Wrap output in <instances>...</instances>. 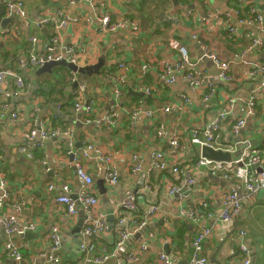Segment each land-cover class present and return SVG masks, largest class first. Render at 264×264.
<instances>
[{"label":"crops","instance_id":"crops-1","mask_svg":"<svg viewBox=\"0 0 264 264\" xmlns=\"http://www.w3.org/2000/svg\"><path fill=\"white\" fill-rule=\"evenodd\" d=\"M71 2L72 0H26L28 21L22 22L18 19L16 23L10 24L9 26H13L14 35H11L6 45L2 44L4 53L7 52L6 59L10 55L21 57L25 54L23 60L27 61V67H13V72L20 76L24 85L20 87L13 83V88L20 89L21 93L11 98V105L6 114L4 116L0 114V166L7 180L5 188L0 190V196L7 194L11 197L15 196L8 202L9 206L16 202L18 195L22 196L24 203L20 205V209L9 207L7 209L9 212L2 210L0 217L4 219L8 215H14L19 226L29 221L37 222V231L33 232L37 236L27 238L25 234L23 236L13 234L14 236L11 237L18 243L27 244L21 249L24 255L21 262L7 255L6 240L1 236L0 264H57L47 256H38L40 250L46 254L54 253L50 234L55 224H58L62 230V244L64 242L66 244L65 250L62 245L58 251L64 260L63 264H82L76 236L79 232L82 237L83 225L80 231H73L78 228L83 217V208L78 204V215L69 216L65 207L56 202L55 194L47 191V185L55 181L58 175L69 179L74 191L78 190L75 170L70 164L72 157L64 153L67 150L64 139L42 140L40 136L31 139L27 135L33 125L29 114L35 106L39 107V111L35 114L38 121L44 120L47 124L53 123L54 126L58 124L61 128L75 129L78 151L82 149L78 143L82 144L88 138L103 144L104 150L117 153L116 160L121 180L116 185L115 191L109 193L105 182L106 190L103 192L98 185L102 177L95 178V189L100 198L98 207L108 216L111 234L96 235L94 243L99 253L107 246L111 258H117L122 251L121 258L117 262L120 264L123 261V254L128 250L136 249L141 238L146 234L143 231L130 237L122 248L117 249L114 245L116 231L121 228L117 211L121 210L125 186L129 183L127 166L129 154L134 150H142L149 156L151 149L168 150L169 138L174 132H180L181 138H185L191 130L203 129L205 125L221 116L220 107L227 102L228 96L246 99L260 85L259 80H264V76L251 74L249 67L253 63H264V49H255L242 57V53L251 43V34L264 40V21L262 25L249 22L252 19L251 8H260L264 0H178L177 5L174 0H109L112 20L129 18L137 21L141 25L138 34H134L130 28L102 33L99 30L100 22L97 17L101 16L103 10L92 7L86 2L77 4ZM56 8L70 13L71 16L82 17L79 22L70 23L60 31L63 44L76 46L79 65L92 66L104 60L101 75L86 74L84 77H79L83 74L78 75L89 85L83 101L85 105H92L95 108L90 114L91 118H101L114 104L107 71H113L124 60L131 63L132 69L128 75L129 87L122 95V103L126 108L124 107L121 112L115 130L99 131L93 125L84 123L89 115H86L85 111L76 113L74 103L76 85L72 82V78L71 80L66 78L62 84L55 79L49 84L45 80L36 81L33 78L54 72L53 68L52 72L38 75L37 71L42 66H32L28 61L26 50L30 47V39L35 36L39 39L40 53L45 52L56 29L51 24L37 28L34 21L50 15ZM187 10H193L195 15L187 19L181 18L176 23L166 20L171 15L181 14ZM175 39L188 46L194 60L199 58V51H208L217 54L222 60L231 62L228 81L214 76L205 61L199 64L200 71L206 70L213 77L218 88L217 97L204 101L197 89L181 80L175 85L162 86L159 73L167 67L176 69L181 60L180 52L171 46ZM191 39H195L199 47H196ZM141 84L154 88L152 97L138 90ZM257 93L256 120H249L248 126L243 128L241 135L249 137L254 147L264 150V89L258 90ZM179 94H185L190 99V104L185 108L174 107L171 113L162 112L151 124L145 122L144 115L136 122L130 120L129 111L137 107H142L146 111L148 108L171 106L180 101ZM64 103H69L66 108L69 114L65 109L63 110ZM13 112H18L19 116L13 118ZM78 117L82 121L80 123L84 125L83 128L76 123ZM232 123L233 120L225 124L220 132L221 146L231 145L237 141V138L231 135ZM88 126H93V131ZM163 128L166 134L160 139L158 131ZM35 148L38 158L47 155L46 165L28 156L29 151ZM239 149L235 153L240 152ZM198 152L199 148L194 146L181 152L180 155L172 156L174 158L168 163L166 171L152 172V185L155 188L153 194L138 192L139 208L135 213L141 214L151 205H157L159 209L147 226V229L154 231L157 237L149 249L140 254L139 264H159L158 255L166 253L164 248L167 244L171 250L170 255L174 256L173 259L177 264H185L192 256L190 243L196 226L186 218L178 217V202L175 196L168 192L167 183L183 184L182 181L177 180L180 173L172 172L173 166L188 164L196 168L195 184L185 186L183 190L185 195L183 203L187 206L202 200L209 204L210 210L219 212L221 194L230 191L232 184L238 182L236 177L234 182L222 176L209 178L210 174L205 168L196 164ZM235 153H233L234 157L237 156ZM64 164L66 167H63ZM145 167H149L148 162ZM261 191H263L261 196L259 191L242 199L240 214L233 223L224 224L214 219L206 221L208 226L213 227V236L205 243V255L209 259V264H237L239 258L233 256L231 251L237 245L240 229L247 232L246 241L250 246L253 264H264V202H261V199L264 200V190ZM128 216L129 214L125 213V217ZM130 221V218H127V224ZM235 226H237L236 230ZM181 228L183 237L178 236Z\"/></svg>","mask_w":264,"mask_h":264},{"label":"built area","instance_id":"built-area-1","mask_svg":"<svg viewBox=\"0 0 264 264\" xmlns=\"http://www.w3.org/2000/svg\"><path fill=\"white\" fill-rule=\"evenodd\" d=\"M5 7L4 17H15L22 22L28 21V11L26 7V0H2ZM88 3L92 7L101 8L103 13L97 17L100 22L99 30L102 33L116 32L121 28H130L134 34L141 31V25L129 18H122L121 20L113 21L111 13L109 12V0H72L71 3ZM250 13L252 19L249 22H256L262 25L264 21V3L260 8H251ZM195 13L193 10L184 11L181 14H174L166 18L170 23L179 22L181 18L187 19L193 17ZM82 17L71 16L70 13L62 10L55 9L50 15L45 16L41 20H35L34 24L37 28H43L47 24L54 26V34L51 37L50 44L46 46L45 52L40 53L38 48L39 39L33 36L30 41V47L26 50L28 61L32 66H44L48 62H59L65 60L67 63L79 65V58L76 53V46L66 45L62 43V36L60 31L63 30L70 23H77ZM234 30V29H231ZM13 33V26L3 29L0 26V114L4 116L11 105V98L18 96L20 89H14L13 83L20 87L22 79L13 72V67L20 68L27 67V61L23 60V56L13 57L10 55L5 58L3 45L7 44V40L11 39ZM172 48L178 50L181 54V60L178 62V67L172 69L167 67L159 73L160 82L162 86L166 84L175 85L179 80L188 83L192 88L197 89L204 101H210L217 97L218 88L213 81L211 74L204 70L198 69L199 64L204 62V57L207 56L213 60L214 64L219 70V75L222 80L228 81L230 79L229 70L231 62L222 60L217 54L204 52V56L194 60L189 52L186 44L175 39ZM264 49V40L251 34V43L247 50L242 53V57L248 55L253 50ZM80 66V65H79ZM251 74L264 76V63H253L249 65ZM131 63L124 60L118 64L113 71H107V77L110 81V90L114 98V104L111 109L107 111L101 118H91L90 114L95 108L92 105H85L83 98L86 97L87 85L81 80L79 73L73 72L72 82L76 83L74 90L75 110L76 113L85 111L89 115L84 120V123L93 125L99 131L115 130L119 124L121 112L124 110L122 103V95L129 87V73L131 72ZM109 70V69H108ZM17 79V80H16ZM253 93L246 99L235 98L228 96L227 102L220 107L221 116L214 121L205 125L201 130H191L185 138H181L180 132L176 131L169 138L168 150L159 151L155 150L150 156H147L142 150L132 151L129 154L127 166L129 171V183L126 184L124 190V198L121 202V210L117 211V217L121 228L116 231L114 237V245L116 248H122L130 237L135 236L141 232L146 234L141 238L136 249L128 250L123 254V261L120 264H139L140 254L146 252L151 243L156 239L157 235L152 230H148L147 226L152 218L158 213V206L151 205L143 213L138 214L135 211L139 208L137 201L138 192L141 194H153L155 191L152 185V172L160 170L162 172L168 169V163L171 161L172 156L180 155L188 148L197 146L199 148L197 166L205 168L206 172L211 176H222L234 182V177L238 179L237 183H233L231 190L221 194L220 204L221 210L214 212L209 209V204L205 201L192 202L189 206L183 203L184 188L185 186L194 185L196 182L195 171L196 168L191 165L173 166L172 172L180 173L177 180L183 184H170L168 185L169 194L175 196L178 202V217L186 218L196 226L195 232L191 237L192 256L186 264H209V259L205 255V243L213 236V227L208 226L206 221L214 219L224 224H231L235 218L239 216L241 211V202L243 198L255 195L261 190H264V150L258 149L251 144L249 137H242L241 133L245 129L249 120H256L257 106H258V93L260 89H264V80L258 82ZM140 92L146 93L152 97L154 88L145 84L138 86ZM180 101L166 107L148 108L146 111L142 107H137L128 112L130 120L136 122L142 115L145 116V122L151 124L158 115L162 112L171 113L175 108H185L190 104V99L185 94H179ZM60 108V107H59ZM126 108V107H125ZM39 111V107L35 106L29 116L32 119V127L28 132V136L34 139L40 136L42 140L49 139H64V145L67 147L64 153L70 159V164L73 166L78 181V190L74 191L72 182L65 177L58 175L56 180L47 185V191L55 194L56 202L64 206L69 216H77L79 213L78 204L82 206L83 210V226L81 229L82 241L80 242L79 249L81 252L82 264H103L111 255L107 251V246L104 247L101 253L98 252L94 243V238L98 234H111L108 216L99 209L100 198L95 189V178L102 177L106 184L108 192L115 191L116 185L120 182V170L117 163V153L111 150H104L103 144L89 140L86 138L82 144L81 151L76 149L77 133L73 127L61 128L58 124H47L44 120H37L35 114ZM127 113V111H126ZM18 112H13L12 117L17 118ZM48 117V116H47ZM231 135L234 138H241L231 145H220L221 130L225 124L231 122ZM49 121V120H46ZM78 122H82L77 118ZM258 129V128H257ZM165 129L158 131V137L163 139L165 137ZM236 144L243 145L244 151L240 159L231 161H216L202 156L201 147L203 145L212 146L215 149H222L229 151L232 154L237 151ZM59 148V147H57ZM40 150V148H38ZM37 148L29 151L28 156L40 163L47 164V155L44 154L43 158H38L36 155ZM233 159V158H232ZM148 162L149 167H145ZM66 167V164L63 165ZM237 167V169H235ZM260 168L258 170L257 168ZM7 185L5 173L0 166V190H3ZM16 202L9 206V201L13 200L10 194L0 196V212L9 207L20 209V205L24 203L21 195H18ZM9 212V211H8ZM125 213L129 216L125 217ZM127 218L130 222L127 224ZM0 237H5L6 240V253L10 258L21 262L24 255L21 251L22 248L27 246L26 243H18L11 237L13 234L24 235L27 232L37 231V222L29 221L23 226H19L16 222L14 215H8L6 218L0 217ZM62 230L58 224H55L51 230L50 243L52 246L53 254H46L40 250L38 256H47L50 260L57 264H63L64 260L58 253L62 247L61 236ZM247 232L240 229L237 237V245L232 249L231 254L239 258L237 264H253L250 246L246 241ZM159 264H177L173 257L167 253H160L158 255Z\"/></svg>","mask_w":264,"mask_h":264},{"label":"water","instance_id":"water-1","mask_svg":"<svg viewBox=\"0 0 264 264\" xmlns=\"http://www.w3.org/2000/svg\"><path fill=\"white\" fill-rule=\"evenodd\" d=\"M48 1V0H46ZM175 4L177 5L178 4V0H174ZM4 14H5V7H4V4H3V1L0 0V26L3 28V29H6L10 24L12 23H16L17 22V19L15 17H9V18H6L4 17ZM192 42L195 43L196 47H199L198 44H196V41L195 39H191ZM204 56V52L203 51H199V57H202ZM204 61L206 62V64L208 65V67L210 68L212 74L214 76H218L219 74V70L216 68L213 60H211L209 57L205 56L204 58ZM102 65H104V60H101L98 64L96 65H88V66H79V65H76V64H73V63H67L65 60L63 61H59V62H48L46 63L44 66H42L38 71H37V74L40 75L44 72H52L53 71V68L55 67H58V66H65L67 68H69L71 71L73 72H77L79 74H83V75H93V74H98V75H101V67ZM76 85V83H75ZM56 112H59V111H56ZM61 115V114H60ZM67 119V118H66ZM73 121V120H71ZM76 122V121H75ZM77 125L81 128L84 127L83 124H81L80 122H76ZM88 128L93 131V126H88ZM237 141H240L241 138H237L236 139ZM78 145H80L81 147H83V144L81 143H78ZM161 151H164L163 149H159ZM155 149H151L149 150V156L152 154V152H154ZM241 152H237L235 153L236 155H239ZM201 154L202 156L206 157V158H209V159H212V160H216V161H231L232 158H233V154L229 151H225V150H222V149H215L213 148L212 146H209V145H203L201 147ZM258 170L261 171V169L259 168ZM214 178L213 176H210L209 175V178ZM98 185L99 187L102 189L103 192H105L106 190V187H105V180L103 178H101L99 181H98ZM263 193V191H260L259 192V196H261V194ZM261 202L263 203L264 200L261 199ZM110 219H111V214H110ZM83 225V217H81L80 219V222L78 224V228L76 230H74L73 232H78L80 231V228L81 226ZM237 226H235V230H236ZM25 237L27 238H31L33 236H37V234L33 233V232H27L25 235ZM82 241V237L79 235V232L77 233V236H76V243H77V247L79 248V245H80V242ZM64 246V250H65V242L62 244ZM169 245L167 244L165 246V252L167 254H170L171 250L168 248ZM168 248V249H167ZM68 250V249H67ZM66 250V251H67ZM80 250V249H79ZM80 252V251H79ZM122 253V251H121ZM121 253H120V256H118L117 258H110L109 260H107L105 263L103 264H117L118 262V259L121 258ZM172 257V256H171ZM174 257V256H173ZM187 263V262H186ZM185 263V264H186ZM180 264V263H179Z\"/></svg>","mask_w":264,"mask_h":264},{"label":"rangeland","instance_id":"rangeland-1","mask_svg":"<svg viewBox=\"0 0 264 264\" xmlns=\"http://www.w3.org/2000/svg\"><path fill=\"white\" fill-rule=\"evenodd\" d=\"M58 67H61V66H58ZM63 69H61V73H58V71H54L52 74H43L41 76H34V80H45L47 83H51L52 80H56L58 81L60 84H62L64 82V80L67 78L69 80H71L72 78V72L71 70L65 68V67H62ZM79 77H84V75H79ZM89 77V76H87ZM90 78V77H89ZM240 148V154L237 155V156H233V159L232 160H237V159H240V157L242 156L243 154V151H244V146L243 145H238L236 144V149ZM237 169V167L235 168Z\"/></svg>","mask_w":264,"mask_h":264},{"label":"trees","instance_id":"trees-1","mask_svg":"<svg viewBox=\"0 0 264 264\" xmlns=\"http://www.w3.org/2000/svg\"><path fill=\"white\" fill-rule=\"evenodd\" d=\"M143 1V0H142ZM52 6H55V4H51ZM5 55H7V52H5L4 53ZM62 67H65V66H61V67H56V68H54V71H58V73H61V69H63ZM65 68H67V67H65ZM68 69V68H67ZM70 70V69H69ZM43 92H45L44 90H43ZM69 106V103H64L63 104V110L65 109V112L67 113V114H69V112L67 111V107ZM66 126H68V124L66 123ZM130 138V137H129ZM128 141L129 140H131V139H127ZM182 166V165H181ZM178 236H181V237H183V231H182V228L180 229V231H179V233H178ZM177 236V237H178Z\"/></svg>","mask_w":264,"mask_h":264}]
</instances>
